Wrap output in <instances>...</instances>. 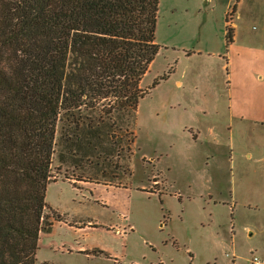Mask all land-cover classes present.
<instances>
[{
    "label": "rangeland",
    "instance_id": "rangeland-1",
    "mask_svg": "<svg viewBox=\"0 0 264 264\" xmlns=\"http://www.w3.org/2000/svg\"><path fill=\"white\" fill-rule=\"evenodd\" d=\"M233 2L159 0L160 50L141 87L168 76L139 100L133 131L100 123L109 134L93 164L53 154L56 215L36 264L264 261V0L230 15Z\"/></svg>",
    "mask_w": 264,
    "mask_h": 264
},
{
    "label": "trees",
    "instance_id": "trees-1",
    "mask_svg": "<svg viewBox=\"0 0 264 264\" xmlns=\"http://www.w3.org/2000/svg\"><path fill=\"white\" fill-rule=\"evenodd\" d=\"M158 4L0 0V264H36L56 215L45 197L57 149L66 163L93 164L109 134L100 123L115 116L133 131L139 100L168 76L141 87L160 50ZM233 31L226 24L227 46Z\"/></svg>",
    "mask_w": 264,
    "mask_h": 264
},
{
    "label": "crops",
    "instance_id": "crops-1",
    "mask_svg": "<svg viewBox=\"0 0 264 264\" xmlns=\"http://www.w3.org/2000/svg\"><path fill=\"white\" fill-rule=\"evenodd\" d=\"M192 134H193V136L196 135V134L193 133V132H192ZM131 174H132V173H131ZM130 176H131V175H130ZM66 181H68L69 184L73 185V184H72V181H70L69 179H66ZM127 182H128V178H127L124 182H122L120 185H116V187H117V186H118V187H119V186L125 187V185H126ZM52 183H53V182H52ZM96 184H98V183H96ZM109 185H113V186H114L115 184H112V183L105 184V186H109ZM89 255H90V254H89ZM104 255H105V254H104ZM262 261H263V260H262ZM263 264H264V261H263Z\"/></svg>",
    "mask_w": 264,
    "mask_h": 264
},
{
    "label": "built area",
    "instance_id": "built-area-1",
    "mask_svg": "<svg viewBox=\"0 0 264 264\" xmlns=\"http://www.w3.org/2000/svg\"><path fill=\"white\" fill-rule=\"evenodd\" d=\"M252 261L254 264H263V261L260 260L257 256H253Z\"/></svg>",
    "mask_w": 264,
    "mask_h": 264
}]
</instances>
